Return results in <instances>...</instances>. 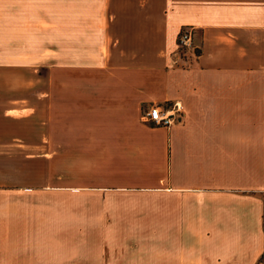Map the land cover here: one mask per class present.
Here are the masks:
<instances>
[{
    "label": "crops",
    "instance_id": "1",
    "mask_svg": "<svg viewBox=\"0 0 264 264\" xmlns=\"http://www.w3.org/2000/svg\"><path fill=\"white\" fill-rule=\"evenodd\" d=\"M35 24L100 42L47 66L44 211ZM0 264H264V0H0Z\"/></svg>",
    "mask_w": 264,
    "mask_h": 264
},
{
    "label": "rangeland",
    "instance_id": "2",
    "mask_svg": "<svg viewBox=\"0 0 264 264\" xmlns=\"http://www.w3.org/2000/svg\"><path fill=\"white\" fill-rule=\"evenodd\" d=\"M62 29L58 27L43 26L35 24L33 38L28 43V72L27 78L29 82H33V96H34V140H35V208L42 209L44 211L47 208L45 205L47 202L42 201V194L44 192L49 193V190L41 187V155H40V131H41V117H42V85L43 81L48 80V64L56 61L57 52H82L83 50L97 49L100 42L96 41H76L67 40L65 37L68 35L65 33V26ZM68 29V28H67ZM4 53V52H3ZM32 53V56H31ZM9 59V55H3V63ZM21 58L18 57V60ZM55 59V60H54ZM22 60V59H21ZM54 60V61H53ZM32 64V67H31ZM43 64L45 66L43 67ZM9 66V65H8ZM20 66V65H18ZM5 68L3 65V80L5 81ZM10 68V67H9ZM32 68V70H31ZM25 73L23 77L25 78ZM12 79H15V74H11ZM19 76V74H18ZM20 78L18 77V81ZM30 89L28 88V91ZM51 192V191H50ZM45 198V197H44ZM41 202V203H40ZM40 212V211H39ZM66 225H72V218H66ZM68 235V234H67Z\"/></svg>",
    "mask_w": 264,
    "mask_h": 264
},
{
    "label": "built area",
    "instance_id": "3",
    "mask_svg": "<svg viewBox=\"0 0 264 264\" xmlns=\"http://www.w3.org/2000/svg\"><path fill=\"white\" fill-rule=\"evenodd\" d=\"M193 26H182L179 30L176 46L181 55L199 54L198 47L193 43ZM183 105L180 102L166 104L164 107L159 105H150L145 109L143 118L146 122L153 125L169 126L180 120L182 117Z\"/></svg>",
    "mask_w": 264,
    "mask_h": 264
}]
</instances>
